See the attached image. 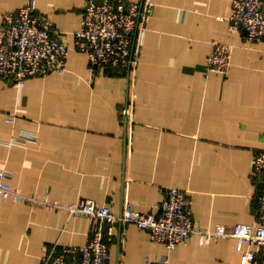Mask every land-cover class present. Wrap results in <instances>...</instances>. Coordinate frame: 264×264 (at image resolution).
Instances as JSON below:
<instances>
[{"label":"crops","instance_id":"obj_1","mask_svg":"<svg viewBox=\"0 0 264 264\" xmlns=\"http://www.w3.org/2000/svg\"><path fill=\"white\" fill-rule=\"evenodd\" d=\"M154 10L135 77L109 67L92 74L75 46L86 0H36L62 30L67 70L17 87L0 77V169L37 201L0 195V264H42L53 244L83 246L96 221L64 205L93 198L158 213L166 187L190 192L195 223L257 224L253 156L264 150V41L232 30L233 0H151ZM24 0H0L5 12ZM232 46L224 74L207 69L213 42ZM134 93L132 131L122 110ZM107 239V237H106ZM112 264H237L233 237L200 235L169 250L129 223L109 240ZM80 259V256H78Z\"/></svg>","mask_w":264,"mask_h":264},{"label":"built area","instance_id":"obj_2","mask_svg":"<svg viewBox=\"0 0 264 264\" xmlns=\"http://www.w3.org/2000/svg\"><path fill=\"white\" fill-rule=\"evenodd\" d=\"M154 10L151 0H86L82 26L74 31L75 46L89 57L92 74L109 67L129 70L135 77L142 54L148 23ZM232 30L245 33L251 42L264 41V0H233V12L228 17ZM62 30L38 13L36 0H24L21 7L7 11L0 25V77L17 87H23L30 77H44L67 70L69 48L62 39ZM232 46L214 41L206 63L207 69L228 73ZM134 93L122 110L125 132L132 131ZM253 173L258 180L254 192L257 204V224L236 223L230 228L219 224L212 229L195 223L193 200L189 191L166 187L157 203L158 213L137 210L125 203L121 212L93 198H82L72 204L49 202L65 208L70 216L88 215L96 221L87 242L81 247L53 244L42 264H112L109 240L118 226L129 223L147 231L153 241L169 250L185 244L194 235L205 242L220 237H233L242 253L237 264H264V150L254 153ZM7 171L0 169V195L15 201H37L34 195L23 193L7 180ZM107 237V239H106ZM80 256V259H78ZM142 264H168L147 257Z\"/></svg>","mask_w":264,"mask_h":264},{"label":"rangeland","instance_id":"obj_3","mask_svg":"<svg viewBox=\"0 0 264 264\" xmlns=\"http://www.w3.org/2000/svg\"><path fill=\"white\" fill-rule=\"evenodd\" d=\"M128 102V101H127ZM127 104V103H126Z\"/></svg>","mask_w":264,"mask_h":264}]
</instances>
